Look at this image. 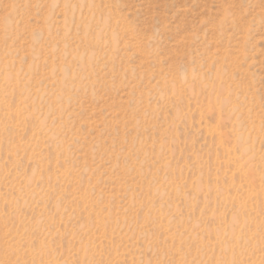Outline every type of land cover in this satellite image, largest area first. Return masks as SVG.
<instances>
[{
  "label": "rangeland",
  "instance_id": "1",
  "mask_svg": "<svg viewBox=\"0 0 264 264\" xmlns=\"http://www.w3.org/2000/svg\"><path fill=\"white\" fill-rule=\"evenodd\" d=\"M0 264H264V0H0Z\"/></svg>",
  "mask_w": 264,
  "mask_h": 264
}]
</instances>
